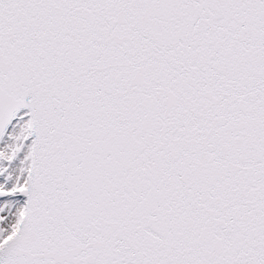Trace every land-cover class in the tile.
Instances as JSON below:
<instances>
[{
	"label": "water",
	"instance_id": "water-1",
	"mask_svg": "<svg viewBox=\"0 0 264 264\" xmlns=\"http://www.w3.org/2000/svg\"><path fill=\"white\" fill-rule=\"evenodd\" d=\"M24 109L0 264H264V0H0V244Z\"/></svg>",
	"mask_w": 264,
	"mask_h": 264
}]
</instances>
